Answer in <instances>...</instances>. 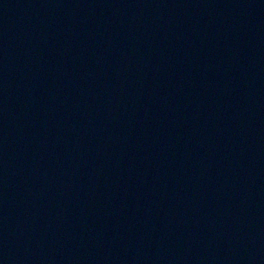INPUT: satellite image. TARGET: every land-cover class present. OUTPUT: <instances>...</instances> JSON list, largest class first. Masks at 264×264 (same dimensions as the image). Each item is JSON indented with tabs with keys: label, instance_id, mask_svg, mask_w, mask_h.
<instances>
[{
	"label": "water",
	"instance_id": "obj_1",
	"mask_svg": "<svg viewBox=\"0 0 264 264\" xmlns=\"http://www.w3.org/2000/svg\"><path fill=\"white\" fill-rule=\"evenodd\" d=\"M0 264H264V0H0Z\"/></svg>",
	"mask_w": 264,
	"mask_h": 264
}]
</instances>
